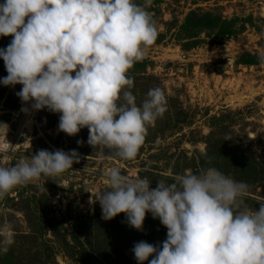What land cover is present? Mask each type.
Instances as JSON below:
<instances>
[{
	"label": "rangeland",
	"instance_id": "374dc122",
	"mask_svg": "<svg viewBox=\"0 0 264 264\" xmlns=\"http://www.w3.org/2000/svg\"><path fill=\"white\" fill-rule=\"evenodd\" d=\"M135 2L154 20L157 38L144 58L131 67L135 74L128 73L133 79L130 91L138 106L155 87L162 89L167 102L164 114L147 125L144 144L135 159L123 160L102 146L88 145L87 128L75 136L59 131L57 113L47 109H30L28 114L20 111L22 107L30 108L31 102L20 101L18 109L11 111L9 107L19 89L16 85H0V91H4L0 123L7 125L0 127V142H5L7 131L6 140L12 145L8 160L12 165L40 149L76 150L80 154V162L72 169L18 186L32 189L20 195L14 188L0 200V224H10L14 232V244L7 253L0 254V259L10 260L14 252L17 264H105L98 260V254L110 245L114 263L137 264L131 251L134 243L143 240L160 244L167 230L150 213L146 217L160 226L150 228L151 221L144 220L143 231L147 232L138 239L130 226L101 219L99 202L94 201L108 190L106 172L111 167H118L129 179H148L150 188H155L157 181L173 183L176 176L198 174L210 167L239 181L240 176L228 163L224 166L226 161L220 154L246 156L250 150L259 168L254 176L242 181L249 185L244 207L258 210L264 203V160L258 158L264 152V0ZM193 13L210 14L221 23H230V34L217 38L207 31L192 30L186 24ZM10 38L6 37L7 43ZM7 45L2 43L0 48ZM0 62V77H4V62ZM247 62L254 64L245 65ZM33 197L38 211L45 206L44 214L39 216L47 227L37 243L22 238L32 234L33 220L28 221L25 214L27 199ZM121 217L125 215L116 216ZM116 226L124 229L120 237ZM53 230H60V236ZM154 230L162 231L161 235ZM75 235L77 242L72 238ZM38 244H47L43 256L37 253Z\"/></svg>",
	"mask_w": 264,
	"mask_h": 264
},
{
	"label": "clouds",
	"instance_id": "9594fccd",
	"mask_svg": "<svg viewBox=\"0 0 264 264\" xmlns=\"http://www.w3.org/2000/svg\"><path fill=\"white\" fill-rule=\"evenodd\" d=\"M0 36L12 37L0 48L7 73L0 85L22 86L15 95L31 103L21 112L47 109L59 114L58 130L68 136L87 128L88 145L123 160L137 157L147 125L167 104L159 87L149 89L139 106L130 91L129 69L157 38L144 7L135 0H3ZM6 134L0 142V200L80 162L76 150L40 149L12 165ZM106 178L108 190L94 201L101 219L123 213L128 226L142 231L150 213L167 230L160 244L134 243L137 264H264V203L258 210L244 207L247 183L211 167L176 176L173 183L157 181L155 188L146 178L129 179L118 167L108 169ZM13 244L12 226L0 224V254Z\"/></svg>",
	"mask_w": 264,
	"mask_h": 264
},
{
	"label": "trees",
	"instance_id": "16d2710c",
	"mask_svg": "<svg viewBox=\"0 0 264 264\" xmlns=\"http://www.w3.org/2000/svg\"><path fill=\"white\" fill-rule=\"evenodd\" d=\"M186 25L188 27H190L192 30L199 31V29H200V30H202V32L207 31V32H209L211 34H215L217 38H223V37H225V36L230 34V32H229L230 23H226V22L225 23H221V21L218 18H216L214 16H211L210 14H203V15H197V14H194V13L190 14L189 17H188V21H187ZM196 35H193V36H196ZM189 38H195V37H189ZM11 39L12 38H10V40ZM9 42L8 43L6 42V37L0 36V47L2 46V43H5V45H7V44H9ZM2 62H3V60H2ZM253 64H254V62H247L245 65H253ZM132 67H133V65H132ZM0 68H3V67H1V62H0ZM129 71L130 72H128V73H134V72H131V68L129 69ZM16 86H15V89H17V90L18 89L20 90V88L22 87L21 85H16ZM3 93H4L3 90L0 91V100L4 96ZM13 97H15L16 99L14 100L12 106L9 107V109L11 111L18 109L19 103L21 101L19 99V97H17L16 95L13 96ZM248 142H250L253 145V141L248 140ZM249 151L250 150H248V152H247V153H249V155H246V156H245V154L237 155L234 152H232L234 154V156L232 155V153L229 154V152H227V153H221L220 152L221 153L220 156H221L222 161H226V162H224V163H226L224 166H227L229 164V167L232 168V171L235 172L238 176H240L241 180H239V181H244L247 178L254 176L256 174L257 169L259 168V166H258L259 163L257 162L258 159L256 157H252V154H251L252 152L250 153ZM258 158H260V160H262V162H263V160H264V152ZM205 163L206 162H203V168L204 169H205V167H207V166L204 167ZM208 166H210V165H208ZM28 188L32 189L30 186H28L26 188H23V189L20 188V187H16V189H18L20 195L25 193V190H27ZM33 189H36V188L34 187ZM27 200H28L27 201V203H28V205H27L28 211H26L25 215L28 216V221H30V219L33 220L34 226H33V229H32V225H30V227L32 229V231H31L32 234L31 235L22 236V238L33 239L34 242L37 243L38 239L43 236V231H46V229H47L46 226L42 225V222L40 221V216H39V215H43L44 214L45 206L43 205L42 212H41V211L37 210V207H36L37 205L36 206L34 205L35 204L34 197L30 198V199H27ZM145 217H146V215H145ZM146 219L151 221V223H152V224L149 223L150 224L149 225L150 228H158L160 226L159 224L153 223L152 222V221H154L153 219H151V218L149 219L148 217H146L145 220ZM112 223L113 224H117V225H121L120 223H123V224H126V226L128 227L125 218H122V217L120 219H117L116 217H114L112 219ZM143 226H144V222H143ZM130 228H132V227H130ZM114 229L117 230L116 233H119V237L121 236L122 233H124L122 231L124 229L121 226H116V228H114ZM132 229L137 232L136 233L137 236L135 237L136 239H138L141 235H143L145 232H147V231H143V230L142 231H138V230H136L134 228H132ZM53 231H54L55 235L60 236V230H53ZM138 232H140V233H138ZM154 232L158 233L159 235H161L162 231H155L154 230ZM76 236L77 235L72 236L74 242L78 241ZM116 239H117V237H116ZM117 241H119V240L117 239ZM47 244H48V242H47ZM47 244H45V245L38 244V248L36 249L37 253L40 254L41 256H43ZM22 248L23 247H21V249ZM97 250H99V248ZM113 253H114V250L113 251L111 250L110 245L109 246L106 245L104 250L101 251L98 254V260L103 261L105 264H116V263H114L111 260V258H112L111 256H112ZM12 256L14 257V252H13V255H12V253H10V260H9V258H7L9 261L5 260V259L2 260V258H1L0 259V264H17V263H15V259H13ZM149 258H152V257H149ZM121 264H123V263H121Z\"/></svg>",
	"mask_w": 264,
	"mask_h": 264
}]
</instances>
